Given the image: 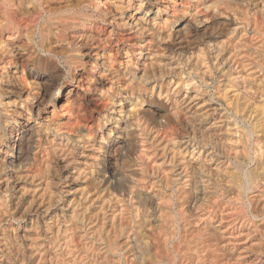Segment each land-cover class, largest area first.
<instances>
[{"label":"bare ground","instance_id":"obj_1","mask_svg":"<svg viewBox=\"0 0 264 264\" xmlns=\"http://www.w3.org/2000/svg\"><path fill=\"white\" fill-rule=\"evenodd\" d=\"M141 2L140 11L130 21L140 34L121 35L116 43L120 54L108 52L109 61H115L110 75L119 86L106 82L105 86H111L112 91L101 96L90 112L80 105L73 110L69 100L61 103L58 107L67 114L53 118L41 130L40 151L33 147L9 154L10 149H0V209L16 224L9 225L11 233L2 241L7 252L0 255L3 257L0 264H120L123 260L125 264H150L153 260L155 263L151 264H160L154 251L151 248L144 251V245L140 244L146 234L140 220L145 219L149 230L159 226L165 219L162 211L167 209L174 214L183 205L177 202L187 198V186L191 188L185 202H189L188 209L195 211L210 188V172L219 175L230 167L240 169L239 159L250 158L251 153H258L260 158L264 149L260 136L264 135L257 139L254 127L247 126L253 120L246 123L245 119L248 113L258 110L256 103L261 100L256 99H262L264 93L260 92L264 80L258 70L264 69V3L261 0H133L131 11ZM10 3L13 8L9 15L20 23L22 0H10ZM131 11H125V18ZM181 29L189 34L187 39H177ZM2 31L8 35L12 30ZM125 40L135 45L137 55L132 57V63H137L138 56L139 70L124 71L120 67L123 56L131 54L123 43ZM30 68L32 71L27 74L31 79L41 71H48L47 61L38 57ZM146 68L149 77L154 74L158 79H150L145 87L155 85L157 91L161 88L169 91L171 85L180 118L165 125L148 122V128L156 131L142 134L138 130L142 110L137 105L141 96L135 86ZM22 69L19 56L14 55L5 72L7 80L0 88L19 93L16 77ZM217 70L222 74L218 76ZM222 75L234 83L241 95L239 102L230 99L236 101L232 111L230 104L227 105L228 98L229 102H222ZM129 82L131 87L127 86ZM14 98L5 97V102ZM161 127L165 130L157 134ZM93 157L100 165L98 171L109 169L105 173L109 183L104 185L108 192L66 196L59 183L66 174L61 166L66 159H73L83 169ZM77 187L83 190L87 184L77 183ZM179 221L171 215L164 230H159L161 235L157 239L160 241L161 236L162 247L167 250L174 247L172 257L169 250L170 254L165 251L169 257H176L181 264H220L213 256L204 259V252L208 251L203 252V242L188 234L189 222L180 227ZM236 234L228 235L230 241L238 240L241 235ZM165 259L161 257L164 263L169 262Z\"/></svg>","mask_w":264,"mask_h":264},{"label":"clouds","instance_id":"obj_2","mask_svg":"<svg viewBox=\"0 0 264 264\" xmlns=\"http://www.w3.org/2000/svg\"><path fill=\"white\" fill-rule=\"evenodd\" d=\"M141 6L142 2L131 11L133 0H22L21 22L17 23L9 15L13 8L10 0H0V85L7 80L5 72L14 55L19 56L23 66L21 74L16 77L19 93L0 88V149H10L9 154L26 152L33 147L40 151L41 130L53 118L67 114L58 107L61 103L69 100L73 110L80 105L84 111L90 112L101 96L112 91L111 86H105L106 82L119 86L110 75L111 64L115 61H109L108 52L120 54L116 43L121 35L140 34L130 21ZM125 11H131L127 18ZM4 29L12 31L4 35ZM188 35L181 29L177 39H187ZM123 43L131 54L123 56L120 67L124 71L139 70L138 56L137 63H132V57L137 55L135 45L127 40ZM38 57L46 59L48 71H41L30 79L27 73L32 71L31 62ZM150 79L158 78L154 74L149 77L146 68L135 86L141 96L137 105L142 110V119L138 117V130L142 134L156 131L148 128V122L165 125L180 118V107L171 96L172 86H168L169 91L163 88L157 91L155 85L147 88L145 85ZM127 86L131 87V82ZM8 96L15 98L5 102ZM121 115L125 113L121 112ZM164 130L161 127L157 134ZM96 160L93 157L92 162L81 169L78 161L66 159L61 166V171L66 174L59 182L66 196L108 192L104 185L109 183L105 174L109 169L98 171L100 165ZM77 183H86L87 188L82 190ZM260 252L264 254V244ZM221 264H224L223 260Z\"/></svg>","mask_w":264,"mask_h":264},{"label":"rangeland","instance_id":"obj_3","mask_svg":"<svg viewBox=\"0 0 264 264\" xmlns=\"http://www.w3.org/2000/svg\"><path fill=\"white\" fill-rule=\"evenodd\" d=\"M262 58H263L262 61L264 62V57L262 56ZM258 70H259V74L262 75V79L264 80V78H263L264 77V75H263L264 74V69H259L258 68ZM216 74L219 76V75L222 74V72L217 70ZM222 76L220 77V79L222 78L221 81H220V88L222 87L221 88V93H220L222 95L221 98L223 99L222 102L226 101L225 102V104H226L227 102H229L230 99L231 100L234 99L237 102L241 101L240 92L238 91L237 87L234 86V83L231 84L228 81L229 79H227L228 77H224V76L222 77ZM227 82H229L230 84H228ZM223 84H225V85H223ZM227 84L229 86H227ZM224 86H226V87H224ZM228 87L231 88V90ZM234 87H235V89H234ZM223 88L224 89L228 88V89H226L227 92ZM260 89L261 90L263 89V91H260L261 93H263L264 92V84H263V87H260ZM253 90H254L255 93L259 92V90H257V89H253ZM223 91H225V92L223 93ZM231 92H233V94L234 93L238 94L239 96L235 95V94H234V96H231V95H233ZM236 96H238V98H236ZM262 96H261L262 99L261 98H259V99L257 98L256 99V101L261 100V101H258L256 103L258 105L255 104L256 107L258 108V110L257 111H252L251 114L248 113L249 115H247L246 117H248V118L250 117L249 118L250 120H248V118H246L245 120H246V123H248L249 121L253 120L252 123L249 122L251 124H247V126L249 125L251 129L254 127L253 131L256 130L255 131L256 135L254 134L255 137L257 139H260V137H261L260 142L264 143L263 142L264 141V139H263L264 137L260 136V135H264V130L262 129V127L264 126V114H263L264 113V110H263L264 109V107H263L264 104L260 103L262 101L264 102V100H263L264 99V93H263ZM231 100H230L229 103H227V105L230 104L229 108L232 111L233 108H234V105H236V101H232L231 102ZM259 103H260V105H259ZM261 107H263L262 111H261ZM260 111H261V114H260ZM255 114L257 115V117H254V116H256ZM254 121H256L255 122L256 124L254 123L255 126H252ZM257 121H258L259 124L257 123ZM263 146H264V144H262V147ZM252 154H254L256 156V158H254L255 156L253 155L254 156L253 160L251 159ZM260 154L261 155L264 154V149L262 150V152ZM257 155H259V154L258 153L257 154L251 153L250 158L245 157V158H242L241 161L239 159V162H241L240 163L241 167H240V169L237 168L238 170L236 168H231L230 167V168L226 169V171L223 170L219 175L210 172L209 173V175H210L209 177H210L211 181L210 180L208 181V182H210L208 184L210 186V188H209L208 192L203 196L204 198L201 199L202 201L200 200V202L198 204V208L195 210L196 213H195V211L193 209H190V207L188 209V207H187V205H188L187 203H189L187 201H188V197L190 195L189 194L190 193V189L189 188H191V186L190 187L187 186V188H186L188 190V191L186 190L187 191V198H186L187 201L185 202L186 199L185 200L182 199L183 201L179 200V202H177V204L178 203L179 204L182 203L186 207V209L184 208L183 205H181V207H179V208L177 207V209L174 212V214L176 213V215L171 214V212L167 211V209H165L164 212L162 211L163 215L165 216L164 217L165 219L161 223H163V224L165 223L164 225L160 223L159 226L157 225L156 227H154V228L149 230L150 227L148 228L147 222L144 221L145 219L144 220H140L142 222L141 225H143L142 227H143L144 232L146 231L144 239H142L140 241V244L144 245V246L142 245L143 247L141 246L143 248V250L144 251H148L151 248V250L154 251V253H155L156 259H158L161 262L160 264H162V262H163V264H171V263L172 264H176V263L177 264H181V262H179L176 257H175V259L171 258L173 256V248L174 247H171V246L168 247V250L171 252V254H170V252H168L167 248L162 247L163 244L161 242V236H160V239H159L160 241H158V239H157L159 237V235H161V232L159 230H161V231L164 230V227H166V221H168L170 216L173 215V216H175V218H177L178 221L180 220L179 221L180 227H182L181 226L182 223L186 224L187 222H189V224L187 225L188 228L190 227L189 231H188V234L196 235L200 239V242H203V243H201L203 245L202 246L203 247V252L204 251H208L207 253L204 252V259L210 260V258H212L211 256H213V259L215 261L220 263V261L223 260L224 264H231L232 261H234L235 264H251V263L252 264H254V263L255 264H264V254H262L260 252L261 245L264 244V164H263L264 163V157H263L264 155H262L263 159L261 158V155L259 156L260 158H257ZM256 159H259V161L257 162ZM260 159H262V160L260 161ZM250 161H251V164H250ZM256 162L258 164H255ZM245 164H248V165L245 166ZM249 164H250V166H249ZM262 164H263V166H261ZM244 167L246 168V170H250V172L249 171H247V172H249L251 176H249V173L246 172ZM232 169H236L237 171L236 170L232 171ZM230 171L232 172V175H231ZM224 172L225 173L227 172V174H224ZM245 172L247 173V175L245 174ZM224 175H225V178H224ZM256 175H257V177H256ZM218 176H220V177H218ZM238 176H239V181L240 182L238 181ZM240 176H241V178H240ZM245 176H247L248 178L245 177ZM242 177H245V179L242 178ZM249 177H251V178H249ZM213 180H214L215 183L212 182ZM235 180H237V181L235 182ZM246 180L249 183L251 182V184L246 185L245 184V183H247ZM227 181H229V183ZM231 182L234 183V184H232ZM212 183H214L213 185L215 187L212 185ZM238 183L241 184V186ZM236 185H238V186H236ZM249 185H251V186H249ZM212 187H214V188H212ZM239 187H240V189H239ZM241 187H243V189ZM247 187L249 188L250 191H248ZM252 187H253V191H252ZM212 190H214V191H212ZM242 190L245 193L241 192ZM209 193H212V194H209ZM207 194H208V196H206ZM215 195L218 196L219 198L216 197ZM212 197H215V198L212 199ZM208 200H211V201L209 202ZM207 201H208V203H207ZM202 202H204V203H202ZM213 202H214V204H213ZM200 203H202L201 205L204 208H202L200 206ZM205 203L206 204L210 203L209 204L210 206L209 205L207 206ZM212 204H213V207H212ZM205 206H207V208H205ZM141 207H142V209L145 208L144 205H142ZM208 207H211L210 210L208 209ZM181 208H183V209H181ZM211 209H213V211ZM0 210H1L0 211V255L3 256V255H6L7 251L5 250L4 246H2V241L6 237L5 235L11 233V226L9 228V225L13 224L12 226H15L16 224L12 223V221L9 218L10 216L5 213V210H3V208L0 209ZM200 210H201V212H200ZM218 211H220V212H218ZM191 212L192 213L194 212V213L192 214ZM4 213L6 215H4ZM180 213L183 214V215L180 216ZM186 214H188V215H186ZM168 215H170V216H168ZM203 216H205V218ZM180 217H181L182 221H181ZM221 217H223L224 219L221 218ZM219 218H221V219H219ZM222 219H223V221H222ZM188 220H190V221H188ZM145 222H146V224H145ZM191 224H192V226H191ZM225 226H227V227H225ZM158 228H160V229H158ZM240 232H241V234H240ZM232 233L233 234L238 233L236 235H241V236L238 237L237 241H233V240L230 241L228 235H230ZM147 235H149L148 236L149 238L147 237ZM244 235L246 236L247 239L244 237ZM200 237H202V238H200ZM226 237H228V238H226ZM143 240H145V241H143ZM153 240H154V242H153ZM153 243H156V244H153ZM205 245L208 248H206ZM145 246H147V247H145ZM209 247H211L212 249L209 248ZM155 250H158V251H155ZM165 251L167 253H169L171 255V257H169L170 255L167 254ZM164 252H165V254H164ZM156 253H159L158 256H157ZM205 254H206V256L207 255L208 256L206 257ZM161 257H162V259L167 258V259H165V262L166 261H169V262L164 263V260H161ZM1 258H3V257H0V263H2V261H3V259H1ZM153 261H155V260H153ZM153 261H150V264ZM121 262L122 263H120V264H125L124 260L121 261ZM153 263H155V262H153Z\"/></svg>","mask_w":264,"mask_h":264}]
</instances>
